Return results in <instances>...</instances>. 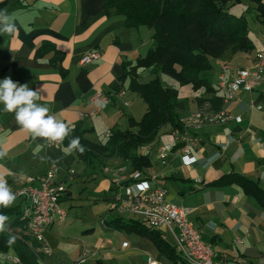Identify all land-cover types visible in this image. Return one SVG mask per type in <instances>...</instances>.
<instances>
[{
  "label": "crops",
  "instance_id": "obj_1",
  "mask_svg": "<svg viewBox=\"0 0 264 264\" xmlns=\"http://www.w3.org/2000/svg\"><path fill=\"white\" fill-rule=\"evenodd\" d=\"M0 12L18 30L15 35L0 34V80L11 77L39 90L36 102L48 107L58 121L81 127L86 139L104 143L111 128L124 129L129 116L139 120L146 112L142 99L128 90V79L121 84L119 77L153 46L150 28L128 26L125 17L107 9L103 0H0ZM248 19L254 49L213 59L212 69L204 74L212 86L217 88L222 74L228 79L233 70L252 67L256 52L264 49V24ZM89 50L99 51L100 57L80 64ZM137 73L143 81L151 77L145 68ZM180 90V119L199 108L197 95L221 96L219 90L210 95L193 93L189 87ZM226 110L232 120L191 129L197 138L192 164L185 165L179 156L182 142L173 135L177 127L166 125L139 149L149 164L134 171L119 156L86 163L66 145L48 146L23 131L14 113L5 112L0 104V149L7 152L0 158V177L12 191L39 187L38 180L55 160L57 178L66 187L59 203L64 217L45 230L51 254H39V264H72L82 253L87 255L85 264H178L148 236L149 230L158 231L159 239L181 259L169 230L148 228L137 215L112 207L117 197L126 200L136 191L139 172L137 179L147 178L151 188L166 189L167 201L191 209L188 219L211 245L214 260L264 264V207L233 178L243 176L264 190V83L252 91L238 88ZM163 145L171 147L165 164L159 156ZM21 201L16 197L12 206ZM11 231L26 244L35 242L27 227ZM0 252L2 264H12L3 257L15 255L12 248Z\"/></svg>",
  "mask_w": 264,
  "mask_h": 264
},
{
  "label": "trees",
  "instance_id": "obj_2",
  "mask_svg": "<svg viewBox=\"0 0 264 264\" xmlns=\"http://www.w3.org/2000/svg\"><path fill=\"white\" fill-rule=\"evenodd\" d=\"M103 3L107 9L113 8L123 15L128 26H146L152 30L153 46L119 77L121 84L128 79V90L142 99L146 112L139 120L129 116L124 129L111 128L104 143L86 139L81 127L72 128L73 131L62 143L69 146L74 137H79L85 151L82 154L73 151L86 163L119 156L131 164L134 171H138L149 164L139 149L153 141L162 127H180L178 111L183 104L180 89L189 87L191 92L201 95L216 92L219 89L204 76L212 69V60L227 52H249L254 49L249 36L248 18L264 24V0H103ZM139 68L148 69L151 77L146 81L140 80L137 73ZM162 76L172 81L168 80L169 84H165ZM196 99L199 107L201 103L209 101L214 108H218L221 96L201 98L197 95ZM233 178L264 207V190L243 176ZM223 182L225 180L219 183ZM21 202L8 208L0 207V214L9 217L6 231L0 232V251L7 252L12 248L21 264H39V255L28 249L36 247L34 239L32 244H26L21 239H17L12 246L7 244L9 236L14 235L7 230L27 227L25 221L21 220ZM148 236L169 260L187 264L159 239L158 231L149 230Z\"/></svg>",
  "mask_w": 264,
  "mask_h": 264
},
{
  "label": "built area",
  "instance_id": "obj_3",
  "mask_svg": "<svg viewBox=\"0 0 264 264\" xmlns=\"http://www.w3.org/2000/svg\"><path fill=\"white\" fill-rule=\"evenodd\" d=\"M99 57V51L89 50L79 61L84 65ZM261 83H264V49L256 52L252 67L235 69L228 79H225L223 74L219 77L217 88L221 92V107L215 109L209 101L201 103L196 111L188 113L181 119L180 127L173 132V135L182 142L179 156L185 165L195 161L191 151L197 138L192 134L191 129L204 124H221L232 120L233 116L226 110V106L234 99L235 91L240 87L252 91ZM98 96L102 102L106 101L104 95ZM45 143L56 148L63 146V143L59 145ZM170 149L168 145L160 147L159 156L163 164L166 163ZM58 172L59 166L52 164L46 174L38 180L39 187L24 186L13 191L16 197L22 200L21 220L25 221L29 235L38 244L35 248L37 254H51L44 240V232L57 217L60 219L64 217L59 203L66 187L58 180ZM138 176L137 173L136 179ZM31 181L33 179H27V182ZM135 188L136 191L129 194L126 200L117 197L112 207L137 215L141 221L151 227L169 230L175 238L179 256L187 264H224L214 260L211 245L202 240L199 228L188 219L191 209L167 201L166 189L160 186L151 188L148 180H136ZM3 257L9 259L12 264L18 262L14 255L8 253H3ZM86 259L87 255L82 253L72 264H85ZM148 264L160 263L150 261Z\"/></svg>",
  "mask_w": 264,
  "mask_h": 264
},
{
  "label": "clouds",
  "instance_id": "obj_4",
  "mask_svg": "<svg viewBox=\"0 0 264 264\" xmlns=\"http://www.w3.org/2000/svg\"><path fill=\"white\" fill-rule=\"evenodd\" d=\"M17 27L10 17L0 12V34L15 35ZM40 98L39 90H33L27 84H20L6 77L0 80V104H3L4 111L14 113L15 121L26 133L35 138L45 140L49 145H59L73 131L63 121H58L55 116L49 114V108L38 104ZM98 107L103 104L97 102ZM85 151L79 137H74L68 146V151ZM7 155L5 150L0 149V158ZM53 164L57 161H52ZM16 201V195L8 186L7 181L0 177V207H11ZM9 217L0 214V232L6 231V223ZM17 237L12 235L7 240L8 246L15 244Z\"/></svg>",
  "mask_w": 264,
  "mask_h": 264
},
{
  "label": "rangeland",
  "instance_id": "obj_5",
  "mask_svg": "<svg viewBox=\"0 0 264 264\" xmlns=\"http://www.w3.org/2000/svg\"><path fill=\"white\" fill-rule=\"evenodd\" d=\"M251 24H252V22H251ZM257 36V32L256 31H253V38L255 39V38H257L256 37ZM258 39V38H257ZM256 39V40H257ZM162 79H163V83H165V84H169V81H172V80H170V78H168V77H166V76H162ZM169 80V81H168ZM8 232H10L11 230L9 229V230H7ZM32 249V248H31ZM32 251L34 252V253H36L35 251H34V249H32ZM0 253H2V252H0ZM37 254V253H36ZM37 255H39V254H37ZM17 259H18V262L16 263V264H21V260H20V258L18 257V256H16V255H14ZM40 256V255H39Z\"/></svg>",
  "mask_w": 264,
  "mask_h": 264
}]
</instances>
